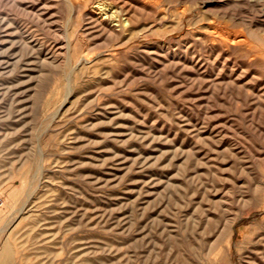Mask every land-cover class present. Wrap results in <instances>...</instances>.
Listing matches in <instances>:
<instances>
[{"label": "rangeland", "instance_id": "1", "mask_svg": "<svg viewBox=\"0 0 264 264\" xmlns=\"http://www.w3.org/2000/svg\"><path fill=\"white\" fill-rule=\"evenodd\" d=\"M0 198L8 264H264V0H0Z\"/></svg>", "mask_w": 264, "mask_h": 264}, {"label": "bare ground", "instance_id": "2", "mask_svg": "<svg viewBox=\"0 0 264 264\" xmlns=\"http://www.w3.org/2000/svg\"><path fill=\"white\" fill-rule=\"evenodd\" d=\"M102 1V0H101ZM105 1V0H104ZM107 3V2H106ZM100 4V3H99ZM101 6H105V2L104 3H101L100 4ZM102 8V7H101ZM105 8V7H104ZM103 8V9H104ZM98 9H99V7H98ZM108 9V8H107ZM120 10V9H119ZM103 11V10H102ZM190 11H192V10H190ZM187 12V11H186ZM189 12V11H188ZM113 14V13H112ZM183 17V16H182ZM110 18V17H109ZM120 20V19H119ZM107 21V20H106ZM127 21V20H126ZM101 22H102V19H101ZM122 22V21H121ZM214 22H215V20H214ZM96 24V23H95ZM104 24V23H103ZM220 24V23H219ZM97 25V24H96ZM106 25H107V22H106ZM124 25H126L127 26V24H124ZM123 25V26H124ZM129 25V24H128ZM209 25H211V24H209ZM214 26H215V23L213 24ZM220 26V25H219ZM102 27V26H101ZM108 27V26H107ZM129 27V26H128ZM209 27H211V26H209ZM102 28H104V27H102ZM106 28V27H105ZM224 29V28H223ZM105 30H107V28L105 29ZM209 32V31H208ZM213 33V32H212ZM216 33V32H215ZM215 33H213V34H215ZM221 34V33H220ZM227 35V34H226ZM233 36H235V35H233ZM227 37H230V36H227ZM70 38V37H69ZM231 38V37H230ZM228 39V38H227ZM235 41V40H234ZM68 42V41H67ZM236 43H238V42H236ZM69 53V52H68ZM53 59V58H52ZM51 59V60H52ZM51 63V62H50ZM28 181V180H27ZM26 181V182H27ZM20 207V206H19ZM261 210H264V205L260 208ZM23 216V215H22ZM1 221V220H0ZM12 222V221H11ZM36 222V221H35ZM15 223V222H14ZM34 226V225H33ZM234 227V226H233ZM235 228V227H234ZM262 229V228H261ZM10 230V229H9ZM12 230V229H11ZM35 230V229H34ZM4 231V230H3ZM236 232V231H235ZM233 233V232H232ZM232 233H230V234H232ZM237 233V232H236ZM233 235V234H232ZM234 236V235H233ZM9 239V238H8ZM232 239V238H231ZM230 239V240H231ZM4 241H5V239H4ZM6 242H8V241H6ZM228 242H229V240H228ZM3 243H5V242H3ZM9 243V242H8ZM10 244V243H9ZM9 244H7V243H5L3 246H1L2 248H1V250H0V264H8L9 263V261L11 262L12 260H11V258H10V255H9V258H10V260L9 261H7V255L8 254H10V253H12V252H10L11 250H10V246H9ZM228 244V243H227ZM227 247V246H226ZM13 248V247H12ZM231 248H232V243H230V245H229V247L227 248V253L229 254V255H231ZM12 255V254H11ZM13 256H14V254H13ZM13 259H14V257H13ZM13 262V261H12ZM10 264H13V263H10Z\"/></svg>", "mask_w": 264, "mask_h": 264}, {"label": "built area", "instance_id": "3", "mask_svg": "<svg viewBox=\"0 0 264 264\" xmlns=\"http://www.w3.org/2000/svg\"><path fill=\"white\" fill-rule=\"evenodd\" d=\"M1 200H2V199L0 198V202H1Z\"/></svg>", "mask_w": 264, "mask_h": 264}]
</instances>
